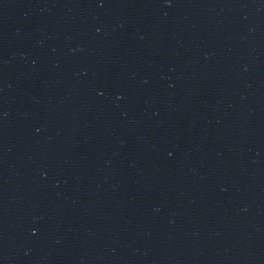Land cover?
Wrapping results in <instances>:
<instances>
[{
  "label": "water",
  "instance_id": "obj_1",
  "mask_svg": "<svg viewBox=\"0 0 264 264\" xmlns=\"http://www.w3.org/2000/svg\"><path fill=\"white\" fill-rule=\"evenodd\" d=\"M0 264H264V0H0Z\"/></svg>",
  "mask_w": 264,
  "mask_h": 264
}]
</instances>
